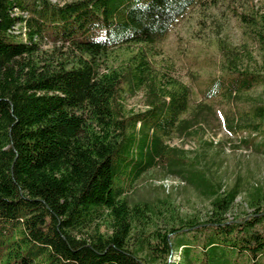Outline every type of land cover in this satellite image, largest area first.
<instances>
[{
  "label": "trees",
  "instance_id": "trees-1",
  "mask_svg": "<svg viewBox=\"0 0 264 264\" xmlns=\"http://www.w3.org/2000/svg\"><path fill=\"white\" fill-rule=\"evenodd\" d=\"M195 2L39 0L25 18L0 0V264H264V186L226 184L202 152L165 140L173 131L201 138L214 106L202 99L184 117L190 87L164 81L143 47L115 63V48L154 43ZM247 17L259 68H241L240 54L221 46L231 75L205 98L222 88L238 99L264 84V19ZM19 22L25 39L13 34ZM127 85L146 88L144 109L126 108ZM262 120L264 101L231 128L260 133ZM255 140L240 138L264 153V137ZM154 167L209 199L208 213L184 215L169 194L131 199L127 190ZM242 193L252 212L229 219Z\"/></svg>",
  "mask_w": 264,
  "mask_h": 264
},
{
  "label": "rangeland",
  "instance_id": "rangeland-1",
  "mask_svg": "<svg viewBox=\"0 0 264 264\" xmlns=\"http://www.w3.org/2000/svg\"><path fill=\"white\" fill-rule=\"evenodd\" d=\"M12 11L25 18H34L39 0H10ZM63 3L70 0H51ZM246 14L259 21L264 18V0H196L180 16L163 36L152 44H131L128 47L115 48L118 65L127 57V53L143 47L150 55L151 61L163 80L176 78L186 83L191 89V107L184 117L191 114L192 108L202 99L212 104L215 113L208 118L205 132L201 138L180 135L172 132L165 140L174 146L189 150L193 156L202 152L203 161L213 165L217 177L224 183L232 184L237 178L243 187L253 184L264 186V153L253 147H246L240 142L243 136L254 137L256 143L264 137V120L262 131L252 133L248 129L234 130V123L245 124L251 118L253 104L264 101V84L244 92L238 99L228 100L219 89L215 96L205 98V92L213 86L214 80H224L231 73L221 46L226 53L231 50L240 54L237 59L241 68L258 67L262 60V49L255 38L253 29L242 19ZM13 34L16 39L26 38V28L17 23ZM52 43H43L44 49H50ZM124 104L130 111H139L146 107L147 91L145 87L131 89L125 86ZM212 145L204 144L208 140ZM202 156V155H201ZM168 175V176H167ZM166 188V190L163 189ZM133 200H154L165 198L168 194L182 214L198 213L205 215L210 210L209 199L202 196L192 186L176 175L164 174L160 167H154L143 174L127 190ZM252 209L247 205L245 194L237 197L230 212L229 219L248 216ZM249 218V217H247ZM180 249L174 253V259L180 261ZM182 260V256H181Z\"/></svg>",
  "mask_w": 264,
  "mask_h": 264
}]
</instances>
